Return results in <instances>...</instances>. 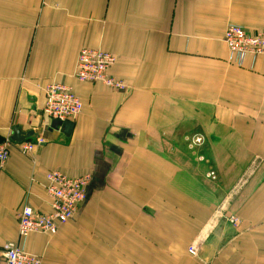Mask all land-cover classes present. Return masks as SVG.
Instances as JSON below:
<instances>
[{"label":"crops","instance_id":"0c3cea01","mask_svg":"<svg viewBox=\"0 0 264 264\" xmlns=\"http://www.w3.org/2000/svg\"><path fill=\"white\" fill-rule=\"evenodd\" d=\"M232 23L264 31V0H0V254L60 169L92 180L57 234L20 240L43 264H264V56L230 60ZM84 47L127 88L79 81ZM55 82L83 104L69 135L44 113ZM15 126L46 142L22 153Z\"/></svg>","mask_w":264,"mask_h":264},{"label":"built area","instance_id":"2783aa9c","mask_svg":"<svg viewBox=\"0 0 264 264\" xmlns=\"http://www.w3.org/2000/svg\"><path fill=\"white\" fill-rule=\"evenodd\" d=\"M230 60L238 65H243L250 56L252 61L264 56V31L251 33L239 24H229L224 32ZM116 61V56L108 51L84 47L81 49L75 71V77L82 82H103L113 89L124 90L127 85L124 81L110 75V69ZM82 101L73 88L63 83H51L45 89L44 113L51 120L74 121L82 111ZM46 142L39 135L34 142L22 141L20 151L24 154L31 153L37 145ZM205 137L195 134L190 138L194 147L202 146ZM10 142H0V168H4L10 158ZM209 176L215 178L214 172ZM92 180L91 174L78 177L66 175L60 169H49L46 173V190L52 199L51 210L42 212L34 209L24 201L17 212L19 223V238L26 239L31 233L40 232L55 235L59 228L72 220L80 206L87 197V188ZM227 220L238 225L240 218L236 215L229 216ZM9 242L0 254V264H43L39 255L28 252L21 241ZM189 252L197 256L199 248L191 244Z\"/></svg>","mask_w":264,"mask_h":264},{"label":"water","instance_id":"95a60500","mask_svg":"<svg viewBox=\"0 0 264 264\" xmlns=\"http://www.w3.org/2000/svg\"><path fill=\"white\" fill-rule=\"evenodd\" d=\"M75 124L73 121L70 120H66V121H61V120H57L54 119L51 123L50 129H56V130H61L63 131L64 134L69 135L73 128H74ZM33 131H29V132H23L19 129L18 126H15L14 128V133L12 135V140L15 142H22L24 141L27 137L32 136Z\"/></svg>","mask_w":264,"mask_h":264},{"label":"rangeland","instance_id":"374dc122","mask_svg":"<svg viewBox=\"0 0 264 264\" xmlns=\"http://www.w3.org/2000/svg\"><path fill=\"white\" fill-rule=\"evenodd\" d=\"M198 146H196L195 148H197ZM199 157H201V156H199Z\"/></svg>","mask_w":264,"mask_h":264}]
</instances>
